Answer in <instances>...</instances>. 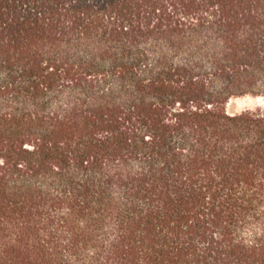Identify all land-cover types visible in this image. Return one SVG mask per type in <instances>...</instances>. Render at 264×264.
<instances>
[{
	"label": "trees",
	"instance_id": "obj_1",
	"mask_svg": "<svg viewBox=\"0 0 264 264\" xmlns=\"http://www.w3.org/2000/svg\"><path fill=\"white\" fill-rule=\"evenodd\" d=\"M264 0H0V264H264Z\"/></svg>",
	"mask_w": 264,
	"mask_h": 264
},
{
	"label": "rangeland",
	"instance_id": "obj_2",
	"mask_svg": "<svg viewBox=\"0 0 264 264\" xmlns=\"http://www.w3.org/2000/svg\"><path fill=\"white\" fill-rule=\"evenodd\" d=\"M234 100L236 102H234ZM256 106H264V96L248 95L240 98H234L229 104V109L232 111H241L245 108Z\"/></svg>",
	"mask_w": 264,
	"mask_h": 264
},
{
	"label": "water",
	"instance_id": "obj_3",
	"mask_svg": "<svg viewBox=\"0 0 264 264\" xmlns=\"http://www.w3.org/2000/svg\"><path fill=\"white\" fill-rule=\"evenodd\" d=\"M233 102V101H232ZM234 102H236L235 100H234Z\"/></svg>",
	"mask_w": 264,
	"mask_h": 264
}]
</instances>
